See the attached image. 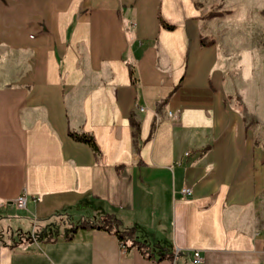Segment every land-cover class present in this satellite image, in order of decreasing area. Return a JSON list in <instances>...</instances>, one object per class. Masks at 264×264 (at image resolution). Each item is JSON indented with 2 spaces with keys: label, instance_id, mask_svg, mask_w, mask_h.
<instances>
[{
  "label": "crops",
  "instance_id": "obj_1",
  "mask_svg": "<svg viewBox=\"0 0 264 264\" xmlns=\"http://www.w3.org/2000/svg\"><path fill=\"white\" fill-rule=\"evenodd\" d=\"M199 4L0 0V264H264V118L225 93ZM106 215L152 258L75 230Z\"/></svg>",
  "mask_w": 264,
  "mask_h": 264
},
{
  "label": "rangeland",
  "instance_id": "obj_2",
  "mask_svg": "<svg viewBox=\"0 0 264 264\" xmlns=\"http://www.w3.org/2000/svg\"><path fill=\"white\" fill-rule=\"evenodd\" d=\"M198 2L207 16L220 21L210 40L218 44L224 58L220 66L224 91L250 127L256 128L252 113L264 118V18L260 16L264 0ZM259 127L264 133V123Z\"/></svg>",
  "mask_w": 264,
  "mask_h": 264
},
{
  "label": "trees",
  "instance_id": "obj_3",
  "mask_svg": "<svg viewBox=\"0 0 264 264\" xmlns=\"http://www.w3.org/2000/svg\"><path fill=\"white\" fill-rule=\"evenodd\" d=\"M260 16L264 18V10L260 12ZM213 17L215 16L209 15L206 18L212 19ZM161 26L167 31H171L174 29L172 26H168L164 24L162 21H161ZM201 45L202 46L213 45V41L206 42V40H202ZM129 75L130 77L132 76L131 70H129ZM129 123H130V127L132 128V138L134 142L135 152L136 154H139L140 151L139 124L133 118L129 119ZM152 133H153V128H152ZM68 135L72 140L76 142L89 145L94 153L98 152V149L92 137L85 134H76L71 132H69ZM118 227H119V222L116 219H114L112 216L106 215L97 222L83 221L75 228V230H98V231H104L108 234H113L118 238L124 250H128L130 248L135 247L144 256L148 258H152V255L148 247L138 242L134 238L132 231L121 232Z\"/></svg>",
  "mask_w": 264,
  "mask_h": 264
},
{
  "label": "built area",
  "instance_id": "obj_4",
  "mask_svg": "<svg viewBox=\"0 0 264 264\" xmlns=\"http://www.w3.org/2000/svg\"><path fill=\"white\" fill-rule=\"evenodd\" d=\"M185 197L191 196V189L190 188H184L181 192ZM15 208L18 210H24L26 208V197L20 196L18 197L14 202ZM191 264H200L201 263V257L200 253L198 251L191 252Z\"/></svg>",
  "mask_w": 264,
  "mask_h": 264
},
{
  "label": "water",
  "instance_id": "obj_5",
  "mask_svg": "<svg viewBox=\"0 0 264 264\" xmlns=\"http://www.w3.org/2000/svg\"><path fill=\"white\" fill-rule=\"evenodd\" d=\"M46 236H47V231L46 230H43L41 233L34 235L33 238H35V239H42V238H44Z\"/></svg>",
  "mask_w": 264,
  "mask_h": 264
}]
</instances>
